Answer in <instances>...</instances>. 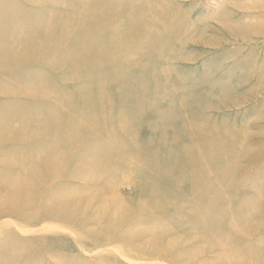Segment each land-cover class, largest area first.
Instances as JSON below:
<instances>
[{
	"label": "rangeland",
	"instance_id": "374dc122",
	"mask_svg": "<svg viewBox=\"0 0 264 264\" xmlns=\"http://www.w3.org/2000/svg\"><path fill=\"white\" fill-rule=\"evenodd\" d=\"M0 264H264V0H0Z\"/></svg>",
	"mask_w": 264,
	"mask_h": 264
}]
</instances>
